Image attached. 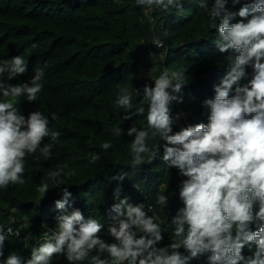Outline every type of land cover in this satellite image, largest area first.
<instances>
[{
    "label": "clouds",
    "instance_id": "9594fccd",
    "mask_svg": "<svg viewBox=\"0 0 264 264\" xmlns=\"http://www.w3.org/2000/svg\"><path fill=\"white\" fill-rule=\"evenodd\" d=\"M184 2L135 0V6L182 14ZM237 5L239 9L233 10ZM198 8L209 18V27L217 30L213 43L218 51L235 53L227 57L226 75L213 85L214 96L202 101L207 122L173 128L183 113L179 109L182 113L174 115L172 105L183 103L182 89L188 83L184 67L163 68L158 75L150 72L154 83L145 84L142 94L135 89L138 104L128 87H119L114 101L115 108L124 110L123 120L134 116L146 120L142 127L133 123L126 129L132 137L131 169L151 164L163 149L164 164L183 177L178 186L181 206L175 215L159 217L152 205L120 198L117 188L113 198L118 202L110 209L115 215L106 229L112 239L105 240L99 219L85 218L78 208L69 211L71 192L66 181L75 172L58 165L36 187L41 200L50 185L62 191L63 198L55 201L60 210L55 225H42L44 231L25 260L15 251L4 257V242L15 231L11 227L5 231L0 224V264H53V258L61 256L68 264H188L201 258L204 264H264V0H212L211 4L198 0ZM148 18L153 16L148 13ZM167 35L154 34L143 43L163 48ZM26 72L23 55L0 59V189L25 185L27 157L39 152L50 159L61 135L49 127V118L41 111L27 116L18 111L21 97L36 102L44 87L43 68L34 69L27 81L11 82ZM112 132L120 136L125 130L115 126ZM112 146L108 140L99 145L104 151ZM87 158L90 165L101 159L92 152ZM125 175L121 172L114 179ZM165 191L156 194V204L162 208L169 200ZM166 229L169 242L162 245Z\"/></svg>",
    "mask_w": 264,
    "mask_h": 264
},
{
    "label": "trees",
    "instance_id": "16d2710c",
    "mask_svg": "<svg viewBox=\"0 0 264 264\" xmlns=\"http://www.w3.org/2000/svg\"><path fill=\"white\" fill-rule=\"evenodd\" d=\"M183 9L182 14L176 10L149 11L135 6V0H0V59L20 54L27 63V72L11 82L29 80L36 68L45 72L38 100L27 102L21 97L17 109L25 116L41 111L49 118V127L61 133L50 159L39 152L27 157L25 185L0 189V224L5 231L9 227L15 231L4 242L5 258L10 251L25 260L30 258L31 247L44 231L42 225H55V217L60 214L55 201L62 199L63 193L50 185L41 200L36 187L58 165H66V171L75 172L66 181L71 192L69 211L78 208L85 218L99 219L105 226L101 233L105 240L112 239L106 229L115 215L110 209L118 202L113 198L117 188L120 198L127 196L132 203L152 205L159 217L170 219L175 215L181 206L178 186L183 177L176 168L164 164L163 149L151 164L140 170L131 169L132 137L126 129L133 123L142 127L146 120L142 116L123 120L124 110L115 108L114 101L119 87H128L133 92L134 104H138L140 97L135 96V89L142 94L145 84L154 83L150 72L158 75L163 68L184 67L188 83L182 89L183 103L180 107L175 102L172 105L174 115L183 113L173 128L207 122L202 101L214 96L213 85L226 75L227 57L235 53H221L215 47L217 30L209 27V18L198 8V0H185ZM165 32L168 35L164 50L143 43L154 34ZM33 43L38 47L33 49ZM53 114L56 119H52ZM115 126L123 128L124 134L113 135ZM105 140L113 145L107 151L99 147ZM89 152L101 157L95 165L88 163ZM121 172L127 175L122 180L114 179ZM165 188L169 200L162 208L156 204V194ZM29 235L31 239L26 240ZM168 242L166 229L162 245ZM53 264L68 262L61 256L54 257ZM188 264L204 261L193 259Z\"/></svg>",
    "mask_w": 264,
    "mask_h": 264
},
{
    "label": "built area",
    "instance_id": "2783aa9c",
    "mask_svg": "<svg viewBox=\"0 0 264 264\" xmlns=\"http://www.w3.org/2000/svg\"><path fill=\"white\" fill-rule=\"evenodd\" d=\"M166 47V44H165V42H164V47L163 48H158V47H156V48H158V49H164ZM147 206V205H146Z\"/></svg>",
    "mask_w": 264,
    "mask_h": 264
},
{
    "label": "rangeland",
    "instance_id": "374dc122",
    "mask_svg": "<svg viewBox=\"0 0 264 264\" xmlns=\"http://www.w3.org/2000/svg\"><path fill=\"white\" fill-rule=\"evenodd\" d=\"M159 55H161V54H159ZM154 59H156V55L154 56Z\"/></svg>",
    "mask_w": 264,
    "mask_h": 264
}]
</instances>
